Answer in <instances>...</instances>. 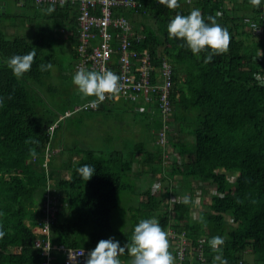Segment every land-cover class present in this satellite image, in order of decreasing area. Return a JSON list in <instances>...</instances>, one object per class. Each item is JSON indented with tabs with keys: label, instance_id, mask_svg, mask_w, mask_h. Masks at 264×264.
<instances>
[{
	"label": "trees",
	"instance_id": "1",
	"mask_svg": "<svg viewBox=\"0 0 264 264\" xmlns=\"http://www.w3.org/2000/svg\"><path fill=\"white\" fill-rule=\"evenodd\" d=\"M135 1L136 7L119 9L115 14L130 19L134 31L143 35L139 50L151 52L157 64L166 58L172 65L174 112L169 146L177 153L172 157L166 158L165 147H155L145 140L129 147L126 160L122 149L109 154L93 148L60 150L63 144L55 141L59 123L69 117L66 113L72 112L75 105L96 98L84 96L76 102L69 99L59 106L55 101L48 102V94L40 93H55L57 81L51 68L40 70L41 64L47 65L53 59L41 44L40 32L32 30L36 41L23 36L9 39L4 22L11 17L0 13V212L4 213L0 225L5 232L0 239V264H42L34 228L41 223L49 193L58 206L51 228L55 264H64L62 247L89 252L100 240L109 238L124 247L131 242L139 221L149 218H156L164 229L185 232L193 247L205 236L210 264L217 255L226 264H247L243 257L248 252H254L258 263L264 264V36L247 29L252 22L261 23L263 5L249 7L247 1L244 10L238 6L226 8L225 0H179L180 8L169 9L159 0ZM50 6L37 4L36 0L27 3L36 10ZM54 6L52 14L56 16L72 13L74 52L80 44L77 6ZM193 8L201 10L206 22L208 16L221 13L217 22L231 36L228 51L213 55L210 63L205 62L210 49L194 55L183 40L170 38L167 33V25L177 13L187 15ZM137 16L145 18L140 26L134 20ZM56 22L68 31L66 24ZM51 36H56L54 29ZM33 48L37 54L30 71L15 77L7 66L8 58L27 54ZM120 97L108 98L99 109ZM156 121L153 130L157 133L161 125ZM175 124L176 131H188L193 143L174 131ZM154 135L150 139L156 142ZM48 146L55 154L46 159ZM33 148L35 158L30 155ZM68 153L70 161L65 162ZM56 155L59 159L53 164ZM86 164L95 168L88 181L77 174V169ZM135 164L140 165L137 173ZM64 170L69 178L63 177ZM163 173L169 177L162 178V182L168 179V183L162 190L155 189L152 179L163 177ZM136 181L141 182L139 192L132 185ZM124 193L136 197L134 206H138L132 211L129 207L124 232H116L113 216L122 208ZM171 195H179L180 199L172 202ZM197 207L200 209L194 216L192 211ZM215 236L225 241L219 251H213L208 243ZM172 247L169 251L175 258ZM119 259L121 264H128L132 257L125 253Z\"/></svg>",
	"mask_w": 264,
	"mask_h": 264
},
{
	"label": "built area",
	"instance_id": "2",
	"mask_svg": "<svg viewBox=\"0 0 264 264\" xmlns=\"http://www.w3.org/2000/svg\"><path fill=\"white\" fill-rule=\"evenodd\" d=\"M36 3L77 6L79 11L77 35L80 44L74 50L75 60L71 75L74 76L80 68L96 71L111 70L120 77V83L123 85L119 96L132 102L153 103L159 112L161 121V129L157 131L156 143L165 147V156L169 157L170 137L168 134L173 130L171 119L174 112L172 65L166 58L157 64L151 52L139 50L138 47L143 42V35L135 32L132 24L126 18L115 14L116 10L136 7L137 2L135 0H36ZM260 18L261 23L252 22L251 28L254 33L264 36V9ZM110 97L112 96H106L105 100ZM101 103L94 104L91 101L77 107L75 111L80 109L98 110ZM72 113L68 112L66 116H70ZM57 126L58 123L51 126V133ZM50 150L51 148L48 146L46 159L49 157ZM158 180L161 181L157 182V185H163L162 178ZM179 199V195H171L170 201ZM192 203L195 204V201L193 200ZM57 211V201L49 193L45 202L44 215L40 220L39 227L36 228L38 239L35 241V246L42 251V264H55L53 261L55 247L52 245L51 228L55 223ZM165 231L168 232L169 244L173 246L175 264H210L205 236L200 237L196 246L193 247L185 232L180 233L172 227L166 228ZM60 250L64 255V264H84L88 254V251L83 248L62 247Z\"/></svg>",
	"mask_w": 264,
	"mask_h": 264
},
{
	"label": "rangeland",
	"instance_id": "3",
	"mask_svg": "<svg viewBox=\"0 0 264 264\" xmlns=\"http://www.w3.org/2000/svg\"><path fill=\"white\" fill-rule=\"evenodd\" d=\"M187 2L189 3L190 1L187 0ZM241 8L246 10L245 6L238 7V9ZM8 12L10 15H12L10 20L11 23L15 25V31L17 33L23 32L26 38L36 41L34 39L35 36L33 33H37L38 31L40 32L39 39L41 40V44L44 46V50L47 51L46 53L53 58L52 60L55 63V66L53 68H55V71L58 74H61L60 79L55 80L57 81V91L55 93L46 92L45 94H48L46 96V100L48 102L55 101L56 103H58L57 106H59V104L62 105L66 100L69 99L73 100L74 102L83 99L84 96L81 93L77 91L74 92L76 89L73 91L74 94H72L71 92L74 85L72 83L73 76L68 74V70L70 69L71 64L74 65V63H71V46L65 38H62L64 36L60 34L59 27L56 26L57 24L53 20L49 19L46 16V13L40 9L36 10L34 8L27 7L25 11L21 12L20 17H13L16 10H13L12 6ZM134 20L138 23L137 25L140 26L145 18L142 16H137ZM53 29L54 32L57 33L56 36L52 38L51 31ZM17 33L7 36L9 39H12L17 35ZM57 34H59L60 36ZM36 37L38 38L37 35ZM71 69H73V66L71 67ZM85 102L78 103L72 109H70L73 112L72 115L59 123L55 141L57 140L61 144H63L60 150L63 149V147L67 148V150H87L93 148L97 149L100 153L109 154L110 152H113L115 150L117 151L122 149L125 151L124 158L126 160L130 155L129 147H131L133 143L138 140H145L146 142L150 141L155 147H158L155 139L154 142L152 141V139H150V135L152 136L153 132L151 130L149 131L147 121V118L150 114L152 117V122L155 118H157L156 123L158 124V126L161 125L160 118L157 117L156 110H154V108L156 107L155 105L129 102L121 96L119 100H117L112 105V107H109L111 109L108 110H102V108L101 110L80 109L78 111H75L77 107L82 106ZM174 131H176V124ZM184 132L185 131H183V133ZM183 135L187 140L191 138V143H193V137L190 136L187 130L186 134ZM168 136L170 137V133L168 134ZM168 151L170 157L177 155V153L171 148H169ZM48 153L50 157L55 154L53 149ZM69 154L70 153L66 154V156L63 158L65 162L70 161ZM58 157L59 155L55 156L54 160L52 161L53 164L59 159ZM55 166L57 167V165ZM62 175L63 177L68 178L69 172H67V170H64ZM162 175L164 179L167 176L166 173H163ZM161 177L162 176L158 175L155 176L154 179H152L149 176V178H151L154 182L153 186L157 185V182L160 183L161 180L158 179ZM167 177H169V175ZM126 180L129 182H133V179L126 178ZM167 183L168 179H166L165 182H163V185H160L158 189L162 190L165 186L164 184ZM132 185L136 187V192L140 191V181H136V183H132ZM130 195L131 193L123 194V200L120 203V207L122 208L114 213L113 223L116 232H124V228L127 226L125 219L127 218V216L125 215V213H127L129 207H131L132 211L134 210L133 208L138 206L136 204V206H134V202L137 201L136 197L129 198ZM199 209L200 208L198 207L195 211H192L194 216L198 215L197 210ZM196 218L198 219V216ZM243 259L247 264H259L258 255H256L254 252H248L244 254Z\"/></svg>",
	"mask_w": 264,
	"mask_h": 264
},
{
	"label": "clouds",
	"instance_id": "4",
	"mask_svg": "<svg viewBox=\"0 0 264 264\" xmlns=\"http://www.w3.org/2000/svg\"><path fill=\"white\" fill-rule=\"evenodd\" d=\"M159 2L169 9L181 7L179 0H159ZM250 3L254 7H259L261 0H250ZM43 11L51 15L55 11V6H50ZM220 15L219 12L214 16L210 15L207 17L208 22H206L199 8L190 9L187 15L177 13L168 23L167 33L170 38L183 40L194 55L205 49H210L211 52L205 58V62L210 63L213 55L227 52L231 43L228 29L217 22L216 18ZM59 31L60 34L64 35V29L60 28ZM36 54V49L33 48L27 54L13 55L8 58L7 66L15 77L21 78L30 71ZM51 67L50 63L41 64L40 70L45 71ZM72 83L83 96L95 97L94 104L103 102L106 96L118 95L123 88L120 77L107 69L96 71L80 68L74 74ZM2 103L3 100L0 98V104ZM30 155L34 158L37 155L34 148L30 149ZM94 173L95 168L87 164L77 169V174L86 181L90 180ZM154 187H159V185H154ZM184 202L188 203L189 198L185 197ZM0 215H4V213L0 212ZM4 235L3 226L0 225V239ZM224 242L221 236H215L208 241L213 251H219ZM169 248L168 232L165 231L159 221L156 218L142 219L135 226L130 243L128 242L124 247H121L119 241L114 238L102 239L93 250L88 252L84 264H121L119 257L125 253L132 257L131 264H175V258ZM218 261L219 264H226L220 255L213 258V264H217Z\"/></svg>",
	"mask_w": 264,
	"mask_h": 264
},
{
	"label": "crops",
	"instance_id": "5",
	"mask_svg": "<svg viewBox=\"0 0 264 264\" xmlns=\"http://www.w3.org/2000/svg\"><path fill=\"white\" fill-rule=\"evenodd\" d=\"M190 1V0H189ZM247 1H250V0H236V1H233V0H225L224 1V6L226 7V8H230V9H232V8H235L236 6H238V7H247L246 5H248L246 2ZM27 3H28V0H0V13H2L3 15H6V17H7V15L8 16H12V15H10L9 14V9H11V6H12V8H13V10H16V12H14V16L13 17H20L21 16V12H23V11H25L26 10V8H27ZM260 5H263V0H261V4ZM249 7H252V5H251V3H250V5H249ZM126 9H128V8H124V9H121V10H126ZM130 9V8H129ZM44 10V9H43ZM65 14L64 15H62V16H56L55 14H51V15H48V14H46V16L49 18V19H51V20H53L55 23H57L56 21H58L61 25H64V24H66V26H64V28H66L68 31H66L65 33H64V37H62V38H65L66 39V41L70 44V46H71V53H72V62L71 63H74V53H73V49H74V42H75V40H73L72 39V36H71V23L72 22H70V14H72L70 11L67 13V12H64ZM5 17V16H4ZM58 17V19L56 20V18ZM67 17V18H66ZM128 19V18H127ZM56 20V21H55ZM130 22H131V20L130 19H128ZM5 25H6V29H5V31H6V34L7 35H13V34H16L17 32L15 31V25L14 24H12L11 23V20L10 19H6L5 20ZM62 27V26H61ZM59 29H60V27H59ZM16 33H15V32ZM57 33V32H56ZM57 35H59V34H57ZM16 36H23V37H25V34L22 32H18L17 33V35ZM15 36V37H16ZM60 36V35H59ZM51 65H52V67H51V75H53L54 76V80L56 79V80H59L60 79V77H61V74H58L56 71H55V68H53L54 66H55V63H54V61L52 60L51 62ZM73 66V64H71V67ZM71 67H70V69H71ZM68 70V74L69 75H71V71H72V69L71 70ZM71 76H73V75H71ZM46 80L48 81L49 80V77H46ZM76 89V90H75ZM75 90V91H74ZM79 92L78 91V89H77V87L75 86V85H73V88H72V90H71V92H72V94H74V92ZM41 95L42 94H45V93H40ZM117 100H119V98H116V99H113V100H111V101H109L108 103H106L104 106H103V109L102 110H108V109H111V108H109V107H112V105L117 101ZM140 104H149V105H153V104H151V103H146V102H140ZM155 110H156V107L154 108ZM157 111V110H156ZM149 114V113H148ZM157 117H158V113H157ZM151 120H152V117H148L147 118V121H148V124H149V128H150V130L153 132V134H156L157 135V133L155 132V130H153V129H155L154 128V122H151ZM173 127H174V125H173ZM177 132H180V134L183 136V132L178 128V131ZM184 137V136H183ZM57 151V150H56ZM179 161H181V159L179 160ZM135 172H138V169L140 168V165H138V164H135ZM68 172V171H67ZM69 178V177H68ZM161 178H163V177H161ZM162 184H163V182H162ZM27 224L28 225H30L29 224V222L27 221ZM34 231L36 232V234H37V231H36V228H34ZM62 254V253H61ZM128 264H131V262H128Z\"/></svg>",
	"mask_w": 264,
	"mask_h": 264
},
{
	"label": "bare ground",
	"instance_id": "6",
	"mask_svg": "<svg viewBox=\"0 0 264 264\" xmlns=\"http://www.w3.org/2000/svg\"><path fill=\"white\" fill-rule=\"evenodd\" d=\"M129 9V8H128ZM264 9V0H263V7H262V11ZM79 16V15H78ZM127 19V18H126ZM128 20V19H127ZM129 21V20H128ZM248 31H250L251 33H254L253 29L251 28V25L249 27H247ZM128 101V100H127ZM132 102V101H130ZM55 125V124H54ZM47 164V163H46Z\"/></svg>",
	"mask_w": 264,
	"mask_h": 264
}]
</instances>
